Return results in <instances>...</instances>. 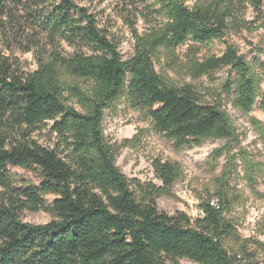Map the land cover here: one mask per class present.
Segmentation results:
<instances>
[{"label":"trees","instance_id":"1","mask_svg":"<svg viewBox=\"0 0 264 264\" xmlns=\"http://www.w3.org/2000/svg\"><path fill=\"white\" fill-rule=\"evenodd\" d=\"M124 1L136 6L145 0ZM161 9L166 22L139 37L135 53L124 59L96 16L76 0H0V264H181L184 258L260 264L248 245L264 243L242 238L225 217L224 191L203 201L204 214L196 218L169 214L156 198L176 182L179 165L154 160L160 186L130 179L105 140L104 109L121 95L177 146L232 134L219 103L157 70L160 48L172 56L187 44L182 68L193 79L229 67L233 103L246 113L258 104L264 110V62L248 61L228 42L221 55L200 56L214 40L264 27V0H209L193 7L163 0ZM17 49L33 52L38 67L26 70ZM80 79L92 82L89 91ZM67 92L82 110L68 103ZM49 126L52 143H41L36 135ZM12 166L38 173L40 183L17 184ZM27 209L54 218L25 222Z\"/></svg>","mask_w":264,"mask_h":264},{"label":"rangeland","instance_id":"2","mask_svg":"<svg viewBox=\"0 0 264 264\" xmlns=\"http://www.w3.org/2000/svg\"><path fill=\"white\" fill-rule=\"evenodd\" d=\"M183 1L193 7L209 0ZM76 2L96 16L99 26L117 45L124 59L135 53L139 37H147L166 22L161 9L163 0H145L136 6L128 5L124 0ZM227 42L248 61L257 58L264 62V27L244 30L240 34L230 33L223 40H214L202 47L200 56L221 55ZM187 48V44L177 47L172 56L160 48L155 56L157 70L173 83L194 84L203 99L219 103L226 113L232 134L204 139L200 144L192 142L177 146L174 140L156 131L151 120L133 107L126 95H121L104 109L102 129L105 140L115 155L117 166L130 179L160 186L162 181L156 176L154 160H169L179 165L180 175L176 182L156 198L160 210L169 214L184 211L196 218L201 215L198 211L203 201L208 197L220 198L224 191L229 201L225 217L237 226L242 238L264 243V110L258 104L246 113L233 103V96L228 95L227 90L234 75L229 67L211 76L191 78L182 68L187 59ZM16 54L26 70L38 67L33 52L17 49ZM78 82L87 91L92 86L87 79ZM261 87L264 89V82ZM66 97L70 105L82 110L70 93L67 92ZM49 128L37 133L41 143H52ZM10 169L19 177L17 184L22 180L35 184L41 181L36 172L17 166ZM47 197L50 200L56 198L52 194ZM21 218L25 222L45 224L54 216L44 210L27 209ZM229 244L232 242L226 243ZM232 247L239 245L232 244ZM248 247L255 253L257 262L264 264V246L258 248L249 244ZM180 263L201 264L186 258Z\"/></svg>","mask_w":264,"mask_h":264},{"label":"built area","instance_id":"3","mask_svg":"<svg viewBox=\"0 0 264 264\" xmlns=\"http://www.w3.org/2000/svg\"><path fill=\"white\" fill-rule=\"evenodd\" d=\"M211 204H212L213 206L219 207V200L216 199V198H213V199L211 200ZM198 212H199V214H204V212H203L201 209H200Z\"/></svg>","mask_w":264,"mask_h":264}]
</instances>
